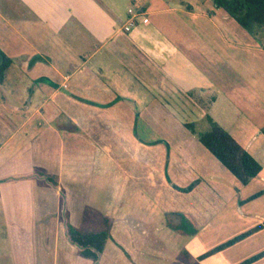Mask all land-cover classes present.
<instances>
[{"label":"crops","instance_id":"1","mask_svg":"<svg viewBox=\"0 0 264 264\" xmlns=\"http://www.w3.org/2000/svg\"><path fill=\"white\" fill-rule=\"evenodd\" d=\"M130 9L136 14V26L126 32ZM0 53L11 60L0 82L2 196L22 181H43L38 173L54 177L64 191L70 222L80 211L92 207L83 190L94 175L95 181L97 177L109 182L114 193L111 197L116 196V201L106 200L100 208L102 217H110L111 229L119 221L136 229L145 224L136 214L128 210L126 218H118L122 207L117 201L118 186H111L118 180L103 144L112 142V138L104 133L122 135L118 141L139 154L149 180L156 177L149 168L156 164L150 149L170 151L171 158L163 165L166 175L159 178L171 190L214 181L218 175L225 177L214 163L220 162L197 145L201 133L196 132L194 123L205 121L210 131L211 119L258 160L256 150L264 142L261 69L256 63L239 69L227 60L233 78L225 80V12L214 4L207 13H201L194 11L190 0H0ZM258 53L264 55V50ZM14 74L27 83L15 81ZM234 88L249 116L239 113L232 102ZM167 97L178 102L177 112ZM35 99L41 101L37 106L32 104ZM225 102L235 112L233 132L225 129ZM251 109L259 111L258 119L250 117L254 114ZM151 113L176 119L178 129L190 131V137L176 146L161 144L160 138L150 140L148 135L154 131L148 121L140 120L142 125L136 127L135 119L149 118ZM191 118L195 122L187 121ZM135 129L146 136L138 134L136 138ZM55 146L59 152L50 154ZM258 198H264V191L254 199ZM176 213L193 224L198 216L206 218L205 212L186 208ZM241 214V218L256 222L241 229L238 236L263 227L203 259L199 257L211 248H206L197 235L191 236L183 244L184 257L197 264H240L263 252L264 209L250 214L242 207ZM170 215L177 216L175 224L169 223L176 229L178 214ZM204 225L202 229H208L210 220ZM68 244L63 262L83 264L74 246ZM224 252L229 255L226 259L221 257ZM252 264H264V257Z\"/></svg>","mask_w":264,"mask_h":264},{"label":"rangeland","instance_id":"2","mask_svg":"<svg viewBox=\"0 0 264 264\" xmlns=\"http://www.w3.org/2000/svg\"><path fill=\"white\" fill-rule=\"evenodd\" d=\"M190 1L197 12L207 13L208 8L213 7L212 0ZM260 50H264V26L256 28L249 34L225 14V80L232 81L233 78L232 71L226 66L227 60L236 64L239 69L252 67L256 63L261 69L259 71L261 79L264 80V55L258 53ZM16 74L13 75L15 81L22 79ZM22 81L27 83L26 79ZM25 88L23 83L22 93ZM237 90L234 88V93L231 94L232 102L238 106L239 113L247 114ZM167 100L177 112L178 102L173 97H167ZM40 103L39 99H35L32 104L37 106ZM230 105L226 106L225 102V129L233 132L235 127L231 124L235 112ZM262 108L264 116V104ZM251 112L254 114L250 117L253 120L258 119L259 111L251 109ZM135 120L136 127L142 125L140 120L148 121L150 129L154 131L148 137L150 140L160 138L163 140L161 144L168 142L176 146L180 141L190 137V131L187 134L184 130L178 129L179 124L174 118L163 119L151 113L149 118ZM187 121L195 122L193 118ZM228 123L232 129H229ZM194 126L199 134L209 130L206 129L208 124L205 121L194 123ZM138 134L146 136L135 129L136 138L139 137ZM104 136L112 138V142L103 144L106 149L104 152H108L112 158L111 167L118 180L111 182V186L117 184L120 194L116 191L117 201L120 202V206L122 205L120 212L118 211V218L119 220L126 218L129 210L128 213L136 214L145 224H142L144 227L131 229L121 221L115 223L114 228L110 230L107 248L99 264H197L184 257L183 244L191 236L170 227L169 223L173 225L178 221L177 216L170 214H179L176 212L185 208L205 212L206 218L198 216L193 225L204 246L212 249L237 237L241 229L256 222L252 218H241L242 207L250 214L264 209V198L254 199L264 191V142H260L256 150L257 161L263 172L249 185L239 184L220 163L214 162L224 171L225 177L218 175L214 181L193 183L187 188L189 190L174 187H171L173 189L171 190L165 188V181L159 178L166 175L163 165L171 158L170 151L164 150L159 153L154 147L150 149L149 154L156 164L149 168L156 177L149 180L146 167L140 164L139 154L125 145L121 146L122 141H118L122 137L121 134L115 136L106 132ZM116 142L118 148L114 150ZM196 143L204 149L198 140ZM56 148L58 147L55 146V151L51 149L50 154L58 153L59 150ZM86 151L88 152L89 148ZM25 156L24 152L22 158L25 159ZM24 162L26 160H23ZM94 177L93 175L88 178L86 188L83 190L87 202L91 204L89 206L93 208L88 207L84 212L80 211L79 215L70 220L74 228L85 231L103 230L101 217L104 213L100 208L106 200L113 198L111 196L114 193L111 194L113 190L109 188V182L99 181L97 177L95 181ZM113 199L116 201L115 195ZM59 208V194L40 180L22 181L11 186L5 196L0 194V264H67L63 262V256L67 254L66 247L69 244ZM207 220H210L211 226L202 229ZM73 249L79 257L77 249L75 247ZM228 256L224 252L221 257L226 259ZM80 259L83 264H91Z\"/></svg>","mask_w":264,"mask_h":264},{"label":"trees","instance_id":"3","mask_svg":"<svg viewBox=\"0 0 264 264\" xmlns=\"http://www.w3.org/2000/svg\"><path fill=\"white\" fill-rule=\"evenodd\" d=\"M212 2L217 9L223 10L225 14L235 20L249 34L254 32L256 28L264 26V0H212ZM0 56L2 58V62L0 63V82H2L5 72L11 64V60L2 53H0ZM209 122L211 129L198 136L199 142L240 184L243 186L248 185L261 173L262 166L218 124L214 123L211 119ZM262 133L264 135V128L262 129ZM36 176L60 194V217L63 221L67 241L77 249L78 255L81 258L91 261L92 264H99L106 243L110 238L112 221L107 217H102L103 230L101 231H85L74 228L69 222L64 191L58 188L55 178L41 173L36 174ZM178 217L179 223L175 230L188 236L197 234L196 228L188 218L180 214H178ZM262 227L263 225L257 226L209 250L199 257V259L217 254L233 246ZM263 257L264 251L240 264H252Z\"/></svg>","mask_w":264,"mask_h":264},{"label":"built area","instance_id":"4","mask_svg":"<svg viewBox=\"0 0 264 264\" xmlns=\"http://www.w3.org/2000/svg\"><path fill=\"white\" fill-rule=\"evenodd\" d=\"M128 13H129V15H130V18H129L127 24H126L125 27H124V30H125L126 32L130 31L133 27L136 26V23H135L136 14H135L134 11L131 10V9L128 10ZM144 22H147V19H144Z\"/></svg>","mask_w":264,"mask_h":264}]
</instances>
